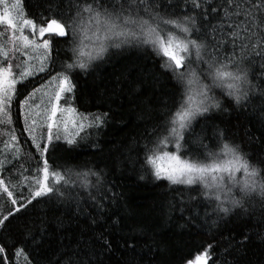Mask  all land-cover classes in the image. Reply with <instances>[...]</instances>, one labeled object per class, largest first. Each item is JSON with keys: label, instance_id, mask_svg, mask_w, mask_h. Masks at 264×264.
<instances>
[{"label": "snow or ice", "instance_id": "1", "mask_svg": "<svg viewBox=\"0 0 264 264\" xmlns=\"http://www.w3.org/2000/svg\"><path fill=\"white\" fill-rule=\"evenodd\" d=\"M48 10L53 18L46 26H39L26 18L21 0H0V25L5 26L0 30V124L16 98L17 83L33 75L31 67L25 70L15 63L17 54L39 60L38 70L46 72L54 67L53 52L59 53L53 48L52 37L68 44L60 70L49 81L55 83V89L49 95L50 108L44 110L48 143H36L32 136L33 146L41 152L42 166L28 182V197L19 193L26 203L15 211L0 213V230L10 217L36 201L47 203L52 210L62 207L63 216H84L93 226L107 225L104 231L117 237V242L102 234L95 245L69 239L52 248L49 238L53 230L69 231L71 221L66 224L63 216L45 213L27 227L25 243L34 254L28 264H104L101 257L112 256L116 249L124 264H141L144 256L155 251L160 231L174 220L183 221L178 224L181 231H214L225 227L233 216L253 219L259 213L254 223L264 225V158L246 152L242 142L232 140L221 126L223 120L215 123L217 117H230L235 110L264 129V0H50ZM25 29L31 30V36ZM85 29L96 45L87 51ZM126 45L148 46L163 58L160 68L164 74L172 73L174 88H160L159 76L133 66L101 91L98 99L109 105L108 112L91 117L79 113L69 100L76 87L75 75L87 76L94 62L111 61L114 54L109 49ZM16 67L21 69L20 80L14 75ZM148 91L159 92L155 103L142 99ZM125 96L138 109L137 131L129 143L114 145L97 164L84 162L86 171H80V165L69 167L68 157L85 139L81 135L83 121H88V128L102 129L109 122L111 105ZM61 100L66 106H61ZM24 105L21 101L22 110ZM127 123L122 121L124 126ZM61 125L67 149L56 143L61 141ZM26 130H35L28 129L27 119ZM256 141L264 143L259 136ZM89 146L99 149L98 144L84 145ZM170 146L175 151H170ZM57 152L64 153L59 158L63 163H56ZM5 163L11 161L0 160V168ZM99 163L103 167L97 166ZM241 172L242 178L236 175ZM125 173H136L140 180L150 174L154 181H167L155 223L139 222L127 230L123 227L131 215L124 194L115 191V175ZM89 176L96 178L92 185L88 184ZM77 187L88 191L83 204ZM92 187L104 196L89 191ZM0 188L7 201L17 205L13 191L2 179ZM7 201L0 196V209ZM211 247L188 264H208Z\"/></svg>", "mask_w": 264, "mask_h": 264}, {"label": "trees", "instance_id": "2", "mask_svg": "<svg viewBox=\"0 0 264 264\" xmlns=\"http://www.w3.org/2000/svg\"><path fill=\"white\" fill-rule=\"evenodd\" d=\"M49 3L50 0H21L26 18L32 19L39 26H46L48 20L53 18L48 10ZM4 27L0 25V30H3ZM28 32L31 31L25 29V34L31 36V33ZM85 32H88L87 29ZM7 34L11 36L13 33L8 30ZM52 39L54 40L53 48L59 50L58 55L56 52L52 54L53 69L40 72L38 70L40 61L33 60L31 67L33 75L23 78L22 83H17L16 98L9 106L10 111L3 117L4 123L0 124V160L11 161V163H5L0 168V179L5 181V186L13 191L14 197L18 200L17 205H11V202L7 201V195L0 188V196L7 201L0 209L2 214L15 211V208L19 207L21 203H26V200L21 199L19 193L22 192L24 197H28V182L31 176L35 174L37 167L42 166L43 158L41 152L33 146L32 136H35L36 143L44 144L48 143L47 133L42 130V134H32V131L26 130V119L28 129H32L31 121L33 119L31 115L33 116V113H30L29 109L44 101L42 99L44 98L42 95L43 88L49 84L56 71L60 70L61 62L65 59V50L68 48V44L62 42L61 38L52 37ZM109 52L114 54L109 63L96 61L93 70L87 76L76 74L74 77L76 87L74 93L69 94V100L71 106L76 108L79 113L91 117L108 112L109 105L101 103L98 99L101 91L109 87L120 72L133 66L137 71L142 69L146 74L159 76L161 78L160 88H174L175 81L172 79V73H163L160 68L163 58H158L150 47L126 45L121 49H109ZM27 58V55L17 54L15 63L24 66L27 70ZM105 58L107 59V54ZM193 60H195L194 55ZM20 70L19 67L14 68V75L17 76L18 80L22 79L19 75ZM158 97V91H148L142 99H151L155 103ZM21 101H25L23 110L20 106ZM60 104L66 106L63 100ZM116 105H120L119 109L116 108ZM42 106L47 107V101H44ZM111 108L113 111L109 114V122L102 129L88 128V121H83L85 130L81 135L85 139L81 141V146L72 151V155L68 157L69 167L80 165L79 170L86 171L87 169L83 166L84 162L93 161V164H97L98 161L108 156L114 145L129 143L136 133V125L139 123L135 102L125 96L118 99L115 104L111 105ZM9 117L11 122H8ZM221 120L224 121L221 126L227 129L232 140L242 142L246 152L259 154L260 158H264V143L256 141L257 136L260 137L261 141H264V129L255 122H250L244 113L235 110L232 111L230 117H217L215 123H220ZM122 121H127V125L124 126ZM38 125L43 126L40 119ZM76 130L79 131L78 128ZM13 133L16 137L15 140H12ZM6 143L10 147H5ZM56 143H60L64 149L68 148L66 144H63L62 129L61 141ZM86 144H98L99 149H93L90 146L84 147ZM172 148L170 146L169 150ZM17 149H19V153H17ZM48 155L45 154V157ZM63 155V152L55 153L56 163H63V160L59 159ZM141 156H143L142 151ZM256 158L257 156L254 155L253 159ZM92 166L89 165V167ZM97 166L103 167V164L99 163ZM75 171L76 169H74ZM25 177H28V180H25ZM73 179L77 178L74 176ZM95 179V177H87L88 184L92 185ZM108 179L111 180L112 176H109ZM115 181V191L124 194L127 209L131 215V219L126 220L123 225L125 230L139 222L155 223L159 215V205L165 199L163 193L168 187L167 181H154L150 174L146 179L140 180L136 173L115 175ZM89 191L96 192L98 196H104L103 191H97L94 187L90 188ZM77 192L81 194L83 204V197L88 195V191L77 187ZM108 195L110 196L111 193L109 192ZM63 211L62 207L52 210L47 203L33 201V204L16 213L14 217H10L4 229L0 230V247L4 249L3 252H0V264H28V261L33 259L34 254H31V246L25 243L27 227L33 220L43 217L45 213L49 217L53 215L61 217ZM258 215L259 213L253 219L233 216L225 227L214 231H209L207 228L201 231H189L188 229L181 231L178 224L183 223V221L174 220L160 231L156 237V243L153 245L155 251L144 256L141 264H188V261H194L195 257L209 245L212 247L209 249L211 259L208 264H264V225L257 226L254 223V219L258 218ZM63 219L66 224L71 221L70 230L63 233H55L53 230L54 234L49 238L52 248L59 245L61 240L67 243L69 239L82 241L85 245H95L97 238L102 234L114 243L117 242V237L104 231L107 225L93 226L84 216L76 219L63 216ZM246 237L247 239H245ZM47 248L48 243L45 244V249ZM18 249L21 250L19 256H17ZM25 256L28 257V260H25ZM101 258L104 264H124V260L120 258L119 249L114 250L112 256L104 255Z\"/></svg>", "mask_w": 264, "mask_h": 264}, {"label": "rangeland", "instance_id": "3", "mask_svg": "<svg viewBox=\"0 0 264 264\" xmlns=\"http://www.w3.org/2000/svg\"><path fill=\"white\" fill-rule=\"evenodd\" d=\"M10 2H11V0H10ZM28 30L31 31L30 29H28ZM28 33H31V32H28ZM83 42L87 46L85 48L86 51L89 50V48H92V47H95L96 46L95 44H93V41L91 39V33L90 32H85L84 37H83ZM26 61H27L26 69L28 67H32L33 66V62H34L33 60H29L27 58ZM25 64H26V62H25ZM54 89H55V83H51V84L49 83L45 88H43L42 95H43L44 98H42V99L44 101H47V103L49 101V95H51L53 93ZM43 102H41L39 105L38 104L37 105L35 104V106H32L29 109V112L30 113H33V116L31 115V117L33 119V120L31 119L32 120L31 121V123H32L31 125H32V128L35 129L34 131H32V134H35V133L42 134V130H45L46 133H47V136H48V130H47V126H46V119L44 117L45 107L42 106L43 105ZM37 106H39V107H37ZM47 107L50 108L49 103H48V106ZM39 119L42 121L43 126L38 125ZM33 121L36 122L34 125H33ZM69 128L71 130V125H69ZM61 129L63 130V125H61ZM75 131H77V130L75 129ZM170 151H175V148L173 147L172 149H170ZM236 175L242 178L243 173L242 172L241 173H237Z\"/></svg>", "mask_w": 264, "mask_h": 264}, {"label": "water", "instance_id": "4", "mask_svg": "<svg viewBox=\"0 0 264 264\" xmlns=\"http://www.w3.org/2000/svg\"><path fill=\"white\" fill-rule=\"evenodd\" d=\"M47 24V23H46Z\"/></svg>", "mask_w": 264, "mask_h": 264}]
</instances>
